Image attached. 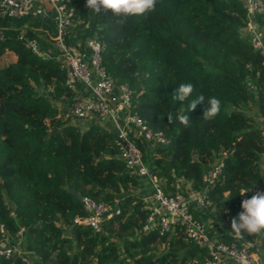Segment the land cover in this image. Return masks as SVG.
<instances>
[{
	"label": "trees",
	"instance_id": "trees-1",
	"mask_svg": "<svg viewBox=\"0 0 264 264\" xmlns=\"http://www.w3.org/2000/svg\"><path fill=\"white\" fill-rule=\"evenodd\" d=\"M64 1L72 10L64 43L100 40L107 75L127 83L133 110L167 138L159 145L129 134L163 191L202 192L210 203L189 208L208 235L251 243L264 256V233L237 235L230 227L241 200L256 187L264 191V66L242 32L243 0H155L154 9L138 16L102 7L95 14L85 0ZM253 18L264 30V11ZM54 35L45 16L0 13V58L15 55L0 65V226L8 243L21 240L24 257L35 264H203L205 247L187 240L182 226L163 234L156 226L140 231L148 216L141 179L120 158L113 129L94 117L70 115L76 93L64 84ZM32 38L45 54L25 46ZM187 82L192 95L175 101L177 85ZM200 93L220 100L214 118H203V103L188 111L189 100ZM185 112L188 125L176 119ZM219 161L220 174L204 182ZM254 181L243 196L236 192ZM71 187L119 212L97 231L74 223L86 212ZM0 264L25 262L0 255Z\"/></svg>",
	"mask_w": 264,
	"mask_h": 264
},
{
	"label": "built area",
	"instance_id": "built-area-1",
	"mask_svg": "<svg viewBox=\"0 0 264 264\" xmlns=\"http://www.w3.org/2000/svg\"><path fill=\"white\" fill-rule=\"evenodd\" d=\"M246 9V22L242 32L247 36L254 49L262 57L264 66V30L254 21L257 12L264 11V0H243ZM2 15L20 17L28 14L45 16L53 21L55 35L50 36L54 46L59 50L56 59L65 70L64 84L75 91L71 103L70 115L76 117H94L101 124L113 129L114 142L119 148V156L130 172L140 179V197L143 207L148 209V216L140 231L151 226L159 229V234L166 233L175 225L183 227L186 239L204 246L207 259L203 264H264V256H259L248 242L239 245L224 243L210 237L206 226L190 211V203L205 207L210 202L198 190H192L185 196L181 191L166 194L160 179L146 166L139 148L129 136L139 137L151 144L166 145L167 138L161 131L152 130L132 108V92L127 83H114L102 65L103 43L96 37L87 38L82 45H66L63 35L71 25L72 10L64 0H0ZM25 46L37 55L45 54L39 48L36 39H27ZM260 135L264 140V121ZM219 161L203 175V181L212 183L221 172ZM264 174V157L261 164ZM262 192L260 187L253 189ZM85 215H76L73 222L89 226L94 231L100 229L103 220L119 212L118 207L95 201L89 196L81 197ZM21 235V231L17 233ZM21 240L9 244L5 232L0 226V255L4 257L19 256L25 264H35L24 257Z\"/></svg>",
	"mask_w": 264,
	"mask_h": 264
},
{
	"label": "clouds",
	"instance_id": "clouds-1",
	"mask_svg": "<svg viewBox=\"0 0 264 264\" xmlns=\"http://www.w3.org/2000/svg\"><path fill=\"white\" fill-rule=\"evenodd\" d=\"M85 6L95 14L102 7L111 10L115 15L138 16L154 9L155 0H85ZM192 92V83H180L171 97L177 102H182L185 98H189ZM200 103L204 104L203 118L206 120L214 118L220 110V100L217 97L209 96L206 98L200 93L189 100L188 111L195 109ZM167 118L168 121H171L172 113H169ZM176 119L184 125H188L190 121L186 112L177 115ZM254 183L255 181L250 186L236 192L243 196L251 190ZM230 227L231 231L237 235L264 233V191L253 192L250 197L241 200L239 211L230 217Z\"/></svg>",
	"mask_w": 264,
	"mask_h": 264
},
{
	"label": "rangeland",
	"instance_id": "rangeland-1",
	"mask_svg": "<svg viewBox=\"0 0 264 264\" xmlns=\"http://www.w3.org/2000/svg\"><path fill=\"white\" fill-rule=\"evenodd\" d=\"M15 60V55L13 54H5L3 57L0 58V65L7 62V61H14ZM39 91H42L43 93L46 94V91L43 88H39ZM47 95V94H46ZM80 123H85L84 120H78Z\"/></svg>",
	"mask_w": 264,
	"mask_h": 264
},
{
	"label": "water",
	"instance_id": "water-1",
	"mask_svg": "<svg viewBox=\"0 0 264 264\" xmlns=\"http://www.w3.org/2000/svg\"><path fill=\"white\" fill-rule=\"evenodd\" d=\"M68 192L71 193L76 199H81L82 195L79 192H76L73 187L68 189Z\"/></svg>",
	"mask_w": 264,
	"mask_h": 264
}]
</instances>
